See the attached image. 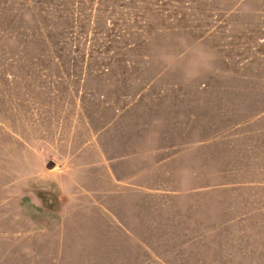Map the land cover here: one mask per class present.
I'll return each instance as SVG.
<instances>
[{
	"label": "rangeland",
	"instance_id": "obj_1",
	"mask_svg": "<svg viewBox=\"0 0 264 264\" xmlns=\"http://www.w3.org/2000/svg\"><path fill=\"white\" fill-rule=\"evenodd\" d=\"M0 264H264V0H0Z\"/></svg>",
	"mask_w": 264,
	"mask_h": 264
},
{
	"label": "trees",
	"instance_id": "obj_2",
	"mask_svg": "<svg viewBox=\"0 0 264 264\" xmlns=\"http://www.w3.org/2000/svg\"><path fill=\"white\" fill-rule=\"evenodd\" d=\"M81 1H85V0H81Z\"/></svg>",
	"mask_w": 264,
	"mask_h": 264
}]
</instances>
